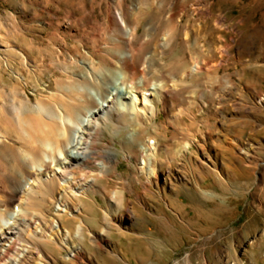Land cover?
I'll return each instance as SVG.
<instances>
[{
  "label": "rangeland",
  "instance_id": "rangeland-1",
  "mask_svg": "<svg viewBox=\"0 0 264 264\" xmlns=\"http://www.w3.org/2000/svg\"><path fill=\"white\" fill-rule=\"evenodd\" d=\"M79 1L83 3L81 11L80 6L70 7L61 0H0V109L13 105L12 96L29 105L48 101L53 93L66 92L64 85L70 77H86L96 59L114 54L108 46L111 42L118 49H127L125 43L110 37L105 11L113 16L134 11L135 0ZM147 1L153 4L145 5L149 11L139 22L132 46L135 57L149 40L142 54L145 50L152 53L154 41L165 44L166 36L174 34L161 55V49L155 51L153 63L156 70L165 73L168 83L176 81L179 85L168 95L167 109L161 111L158 122L169 121L165 133L169 144L190 143L185 145V157L176 159L172 169L165 164L161 175L162 183L170 174L177 177V171L183 177L184 184L171 179L163 190L168 201L180 206L181 213L163 204L164 216L149 215L161 203V190L153 188V194L145 193L142 175H135L136 162L126 160L118 150L117 141L135 124L119 128L113 134L114 141L109 126L102 140L116 147L120 161L115 177L124 181L127 191L126 210L119 205L121 226L132 229L120 232L111 228L110 241L132 255L138 248L137 255L144 258L142 264H202L204 258L208 264H264V0ZM67 11L75 12L74 18L80 23L72 21L71 13L66 16ZM88 13L98 29L86 26ZM150 28L154 33L146 36L144 29ZM80 32L100 39L101 51L92 52L94 60L85 58L88 48L83 46L90 44L79 41ZM62 61L67 65L61 66ZM70 86L73 90L79 87L77 82ZM116 87L119 93L129 90L124 85ZM95 90L90 91L93 96ZM172 114L179 117L166 118ZM188 162L196 163L194 174L183 168ZM130 174L134 175L131 179ZM92 197L101 205L106 202L99 193ZM91 205L84 248L95 264L94 251H101L93 249V233L89 232L105 224L101 208ZM58 209L56 206L55 211ZM132 209L138 212L133 219L123 218ZM167 217L175 218L173 223L156 230ZM65 225L75 226L69 222ZM257 242H261L260 248H254ZM46 247L55 252L51 245ZM131 254L127 256L133 258ZM126 261L106 260L107 264H138L134 259Z\"/></svg>",
  "mask_w": 264,
  "mask_h": 264
},
{
  "label": "bare ground",
  "instance_id": "bare-ground-1",
  "mask_svg": "<svg viewBox=\"0 0 264 264\" xmlns=\"http://www.w3.org/2000/svg\"><path fill=\"white\" fill-rule=\"evenodd\" d=\"M61 1L70 7L80 6V11L83 8L79 0ZM135 2L134 11H124L121 15L113 16L109 10L105 11L107 24H104L110 28V37L125 43L126 50L118 49L111 42L108 46L114 54L96 59L97 63H93L90 71L87 70L86 77H70V82L66 81L64 85L66 92L57 91L48 101L42 100L34 105L12 96L13 105L9 108L3 105L0 109V264H67V261L93 264L85 255L84 248L88 226L86 217L91 215L92 203L101 208L105 224L101 229L89 232L93 233V249L101 251L99 255L93 250L97 255L94 257L95 264H107L106 260L128 262L127 259L143 263L140 261L144 258L137 255L138 248L132 255L126 248L124 250L121 245L118 247L116 242L110 241L111 228L120 232L132 229L121 226L119 205L126 210L127 191L124 181L115 177L120 161L116 147L110 141L102 140L104 130L109 126L110 139L114 141L113 134L122 127L135 124V128L117 141L120 144L118 150L126 160L136 162L135 175H142L140 182L145 193L153 194V188L161 190L158 193L161 203L149 215L160 218L166 214L163 204L177 214L181 213L180 206L168 201L163 190L166 184L170 185L171 179L184 184L183 177L177 171V177L173 178L170 174L162 183L161 175L165 164L172 169L176 159L185 157V145L190 143L184 146L169 144L170 140L165 136L169 121L164 124L158 122L159 114L167 109L168 95L179 89V85L176 81L168 83V77L163 71L156 70L153 63L155 51L161 49V55L163 49L171 45L174 34L166 36L165 44L154 41L152 53L145 50L142 54L149 40L144 41L142 49L134 57L136 48L132 46V41L136 38L144 13L149 11L145 5L153 4L147 0ZM70 13L67 11L66 16ZM87 15L86 26L98 29L93 15ZM70 16L74 18L76 13L72 12ZM72 21L80 23L78 18ZM151 29H144L146 36L154 33ZM77 36L81 43L90 44L83 46L85 50L89 49L85 58L94 60L96 56L92 52L101 51L100 39H92L82 32ZM60 64L63 66L65 62ZM92 79L95 80L91 82ZM56 82L60 85V81ZM71 82H77L78 90L72 89ZM94 82L102 85L99 87ZM119 85L129 90L119 93L120 89L116 87ZM86 87L90 91L95 90L90 87H95L96 96L90 91L85 92ZM178 117V114H172L166 118ZM146 137L148 139L145 140ZM183 168L194 174L196 163H185ZM133 176L130 174L129 179ZM97 193L106 201L104 205L92 197ZM56 206L59 207L57 211ZM135 213L138 212L132 209L123 218L133 219ZM167 218L156 225V230H162V225L171 224L175 219ZM68 222L75 226H66ZM46 245L54 247L55 252L48 250ZM260 247L261 242H257L254 248ZM33 254L36 256L33 257ZM33 258H39V261H32ZM221 262L219 264H225ZM202 264H208L206 258ZM238 264L242 263L239 261Z\"/></svg>",
  "mask_w": 264,
  "mask_h": 264
}]
</instances>
